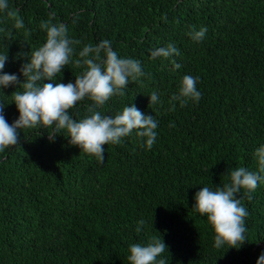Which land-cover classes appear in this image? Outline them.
Instances as JSON below:
<instances>
[{
  "label": "trees",
  "instance_id": "16d2710c",
  "mask_svg": "<svg viewBox=\"0 0 264 264\" xmlns=\"http://www.w3.org/2000/svg\"><path fill=\"white\" fill-rule=\"evenodd\" d=\"M23 19L16 30L0 13L4 72L16 74L31 52L46 42L42 21L63 23L84 45L109 40L122 58L140 61L144 76L123 96L99 110L115 116L134 104L158 121L147 150L135 133L120 145H105L99 164L52 129H19L20 143L0 152V264H128L129 246L162 237L167 264H257L264 253V181L249 201L246 242L239 250L214 247L206 216L197 213L195 193L223 186L239 167L258 171L254 157L264 145V0H8ZM208 29L201 42L187 33ZM27 32V34H26ZM175 45L180 64L151 53ZM75 58V57H74ZM83 71L71 63L56 82H75ZM185 75L197 78L198 103L172 101ZM48 81H45L47 83ZM9 86L0 92L9 124L19 113ZM156 91L160 103L149 105ZM85 98L70 109L89 115ZM175 104V110L171 108ZM174 125V127L172 126ZM144 221L137 232L138 222ZM158 258V259H160Z\"/></svg>",
  "mask_w": 264,
  "mask_h": 264
},
{
  "label": "clouds",
  "instance_id": "9594fccd",
  "mask_svg": "<svg viewBox=\"0 0 264 264\" xmlns=\"http://www.w3.org/2000/svg\"><path fill=\"white\" fill-rule=\"evenodd\" d=\"M0 13H4L14 22V29L25 28L18 13L9 9L8 0H0ZM40 28L46 31V42L33 50L30 57L27 56L28 62L21 66L20 74L24 78L22 83L16 74L4 72L8 50L5 54H0V92L3 93L2 90L9 86L22 89L15 90L11 95V104H15L19 113L14 123H8L3 114L6 106L0 103V152L19 145V129L37 127L52 129L51 134H48L50 141H54L59 133H66L63 136L70 138L72 146L94 156L99 164H103L105 160V145H120L133 133L144 140L143 146L147 150H151L158 135V121L153 115L146 116L134 104L124 107L114 117L104 115L99 110L113 96H123L129 81L141 80L145 74L140 61L120 57L112 49L109 40L84 45L77 53V46L81 45V41L70 38L67 26L63 23H52V17L48 21H42ZM207 31L206 27L196 30L192 26L187 35L194 42H201ZM0 32H5L8 38H12L11 30L0 28ZM151 55L153 59H171L175 69L181 67L172 59L180 55L173 44L158 48ZM70 63L75 68L83 69L75 76V82H56V77ZM201 95L197 88V78L185 75L181 79L178 93L171 100L184 107L190 102L198 103ZM85 98L92 102L87 108L89 115L76 120L69 110ZM149 99V105L160 103L159 94L155 90ZM171 110H175V104ZM254 157L258 162V171H249L245 167L236 168L228 174L229 182L222 187L205 186L195 193L193 208L201 216L207 217L214 233L216 249L226 246L227 249L239 250L246 242L245 218L248 211L238 194L243 191L250 201L251 193L264 181V145L255 150ZM143 224V220L138 222L137 232ZM128 251V264H167L160 257L165 252L169 255L162 237H152L146 245L132 244ZM257 264H264V253L259 256Z\"/></svg>",
  "mask_w": 264,
  "mask_h": 264
}]
</instances>
